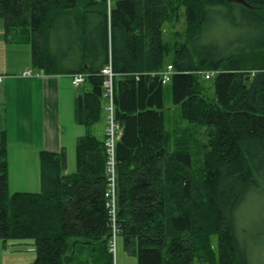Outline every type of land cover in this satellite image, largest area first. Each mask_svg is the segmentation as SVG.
Wrapping results in <instances>:
<instances>
[{
  "label": "trees",
  "instance_id": "trees-1",
  "mask_svg": "<svg viewBox=\"0 0 264 264\" xmlns=\"http://www.w3.org/2000/svg\"><path fill=\"white\" fill-rule=\"evenodd\" d=\"M212 13L230 31L207 47ZM182 16L184 35L166 38ZM0 19L6 38L30 45L32 67L87 73L92 89L76 102L83 125L105 112L110 57L118 73H146L115 80L118 234L138 264H251L235 218L249 194H264V0H0ZM168 64L178 71L171 128L166 84L147 74ZM213 69L202 75L212 97L197 72ZM7 145L0 130V239L34 240L30 264H113L105 138L78 139L71 173L65 151H42L40 190L12 194Z\"/></svg>",
  "mask_w": 264,
  "mask_h": 264
},
{
  "label": "crops",
  "instance_id": "crops-1",
  "mask_svg": "<svg viewBox=\"0 0 264 264\" xmlns=\"http://www.w3.org/2000/svg\"><path fill=\"white\" fill-rule=\"evenodd\" d=\"M28 67L30 66H20V71L17 73L9 72L0 81V130L6 131L8 159L11 157L12 161L15 160L13 165L17 168L22 165L21 169L24 173L27 172V169L24 168H32L30 173L35 175V179L31 183L24 177L19 182H24L31 191H38L41 188V152L44 150L50 152L65 151L67 157L66 143L71 140V136L69 135L70 131H68L67 137L64 139V115L69 107H72L76 117L77 98L84 92L91 90L92 84L86 79L82 85L75 87L72 84L71 73L47 74L44 72L41 76H21L20 73ZM84 84L87 85L84 87ZM102 119L103 116L97 123H101ZM76 121L78 122L77 117ZM103 122L105 127L101 135L95 133L97 123L90 126L84 125V132H80L76 136V140L78 141L86 133L104 139L106 121L103 120ZM120 136L121 134L119 138ZM76 140L75 145L77 144ZM29 160L31 166L28 163L23 164ZM10 167L14 169L12 165ZM10 177L9 175V183ZM18 185L24 186L22 183ZM16 191L22 190L17 189Z\"/></svg>",
  "mask_w": 264,
  "mask_h": 264
},
{
  "label": "rangeland",
  "instance_id": "rangeland-1",
  "mask_svg": "<svg viewBox=\"0 0 264 264\" xmlns=\"http://www.w3.org/2000/svg\"><path fill=\"white\" fill-rule=\"evenodd\" d=\"M218 15L212 13V17L210 22L208 23V28L206 29V36L208 37L205 41H202L204 46L210 47L206 45V42L211 40L213 34L220 30L222 34H227V27L218 23ZM185 19L182 16L181 20L175 24L174 28L170 25L165 30V37L171 38L173 37V32L179 31L184 35L185 31ZM228 30V29H227ZM4 27L2 25L0 19V74L5 77L9 72H18L20 71V66H30L28 68H32L31 63V55H30V45L15 35H11L6 38ZM226 31V32H225ZM232 38L242 36L244 34L239 30H231L230 32ZM229 34V35H230ZM211 42V41H210ZM199 45V44H198ZM202 76V74H200ZM201 80L204 84L209 86V94L210 96H215V90L213 87V79L206 80L204 77H201ZM87 84H84L85 87ZM165 108L167 109V121L166 125L168 128H171L172 122L169 119L170 116L175 115L177 110L175 108H171L173 104V94H172V84L169 82L165 85ZM3 104V103H2ZM4 106V104H3ZM168 109L170 111H168ZM103 120L106 121V113L104 112L103 119L101 123H97L95 126V133L97 135H101L102 131L105 127ZM76 121L75 111H72V107H69V110L66 111L64 115V139L67 137V132L70 131L71 140L67 141V166L65 169L66 173H71L76 170V145L75 140L76 136L80 134V132H84V125L79 124ZM122 132V131H121ZM121 134V133H120ZM77 143V140H76ZM9 164V175L10 183H9V192L10 194L14 193L17 189L22 191H31L28 189L27 185L24 182H19V180L24 177L26 180H30L31 183L35 179V175L30 173V168L27 169L26 173H24L21 169V166L15 167L13 164L15 162L10 157L8 159ZM10 162V163H9ZM29 162L28 165L31 166ZM12 165L14 169L10 167ZM34 165V159H33ZM12 174V175H11ZM22 183L24 186L21 187ZM26 186V187H25ZM39 191V190H38ZM235 228L236 235L239 244V248L245 255L251 264H264V194L259 191H254L249 194L245 200L239 205L236 211L235 218ZM214 242L217 244V237H214ZM36 257V248L34 244V240L32 239H8L3 240L0 239V264H30ZM113 264H138L137 255L129 250H126L122 237L118 234L116 238V250L113 253ZM194 264H205L203 261L199 259H195Z\"/></svg>",
  "mask_w": 264,
  "mask_h": 264
},
{
  "label": "built area",
  "instance_id": "built-area-1",
  "mask_svg": "<svg viewBox=\"0 0 264 264\" xmlns=\"http://www.w3.org/2000/svg\"><path fill=\"white\" fill-rule=\"evenodd\" d=\"M178 71L173 64H168L164 69L159 72H149L147 74L159 75L161 82L166 84L171 81L172 76ZM218 70H203L198 71V74H202L206 79L213 77ZM256 71L252 70V74ZM104 76L103 82V97L104 110L106 113V129H105V147L107 153L106 160V174H107V188L105 191V197L107 198V208L109 215V225L112 231V239L110 245V251L112 253L116 250V238L120 231L119 216H118V183H117V156L116 147L119 135L122 131V125L116 118L115 111V80L118 77L134 76L136 80H140L142 74L145 72H125L118 73L113 68V62L110 57L108 63L101 70ZM44 74L42 69L26 68L20 75L23 77L41 76ZM87 78V73L76 72L72 74V84L75 87L82 85ZM3 76L0 75V81Z\"/></svg>",
  "mask_w": 264,
  "mask_h": 264
},
{
  "label": "bare ground",
  "instance_id": "bare-ground-1",
  "mask_svg": "<svg viewBox=\"0 0 264 264\" xmlns=\"http://www.w3.org/2000/svg\"><path fill=\"white\" fill-rule=\"evenodd\" d=\"M119 221V220H118Z\"/></svg>",
  "mask_w": 264,
  "mask_h": 264
}]
</instances>
